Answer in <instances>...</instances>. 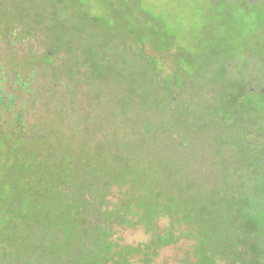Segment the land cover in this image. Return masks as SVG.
<instances>
[{"label":"rangeland","instance_id":"1","mask_svg":"<svg viewBox=\"0 0 264 264\" xmlns=\"http://www.w3.org/2000/svg\"><path fill=\"white\" fill-rule=\"evenodd\" d=\"M2 86L0 264H264V0H0Z\"/></svg>","mask_w":264,"mask_h":264},{"label":"flooded vegetation","instance_id":"2","mask_svg":"<svg viewBox=\"0 0 264 264\" xmlns=\"http://www.w3.org/2000/svg\"><path fill=\"white\" fill-rule=\"evenodd\" d=\"M9 57H11L13 59L12 64H15V67L18 69L16 62L14 61V58L16 56H14V55L10 56L9 55ZM13 71L16 74V76L21 80L22 77H20V73H19L20 71L19 70H18L19 72L16 71L14 69V66H13ZM3 90H4V86H2V88L0 89V95L2 94ZM48 90H49V94L51 95V98H52L54 96V94L52 93L53 88L49 87ZM5 123H9L12 127H14L15 132L18 135H22V134L26 135L28 127L32 124H35V126L39 128L38 123H27V124H25V120L22 118V114L19 112H16L15 103L11 102V101L0 106V134L3 133V130H2L3 125L2 124H5ZM39 130L42 131L40 128H39ZM42 132L47 133L45 131H42ZM0 160H1L0 163L2 162L3 165L6 163H8L9 166L11 165L10 162H6V159L3 156L0 157ZM91 197H92V195H90V193H85L83 195L84 202H87V204H89L90 207H92V198ZM93 211H94V208H93ZM100 214H101V212L98 213V215H100Z\"/></svg>","mask_w":264,"mask_h":264}]
</instances>
